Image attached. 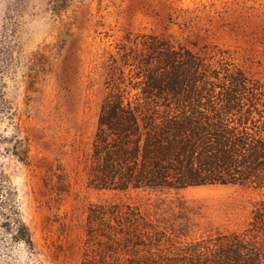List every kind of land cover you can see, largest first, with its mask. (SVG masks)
<instances>
[{"label":"trees","instance_id":"1","mask_svg":"<svg viewBox=\"0 0 264 264\" xmlns=\"http://www.w3.org/2000/svg\"><path fill=\"white\" fill-rule=\"evenodd\" d=\"M73 1L47 0V10L59 15ZM29 2L8 0L0 26V125L7 121L16 130L5 84L20 58L15 18L23 14L16 13ZM231 58L227 51L208 57L172 36L131 32L108 53L106 94L85 168L86 188L107 197L75 198L81 264H264V199L253 204L243 231L212 233L201 228L202 206L169 200L167 219L123 197L210 185L264 191V79ZM2 138L0 132V144ZM55 176L60 198L70 177ZM0 227L10 233L6 244L33 248L18 187L2 164Z\"/></svg>","mask_w":264,"mask_h":264},{"label":"rangeland","instance_id":"2","mask_svg":"<svg viewBox=\"0 0 264 264\" xmlns=\"http://www.w3.org/2000/svg\"><path fill=\"white\" fill-rule=\"evenodd\" d=\"M7 2L0 0V26ZM47 7V0H30L16 13L23 14L15 18L20 58L9 67L5 91L17 110L18 129L7 121L0 125L6 138L0 164L18 187L33 248L6 244L10 233L0 227V264H81L84 234L71 214L77 195L93 202L107 197L86 188L85 168L106 94L103 62L127 33L172 36L208 57L227 51L264 79V0H74L59 15ZM55 172L70 177L60 198ZM123 197L167 219L168 206H174L169 200H185L202 206L203 230L241 232L264 191L210 185Z\"/></svg>","mask_w":264,"mask_h":264},{"label":"water","instance_id":"3","mask_svg":"<svg viewBox=\"0 0 264 264\" xmlns=\"http://www.w3.org/2000/svg\"><path fill=\"white\" fill-rule=\"evenodd\" d=\"M7 150L10 151V150H12V148H11L10 146H8V147H7Z\"/></svg>","mask_w":264,"mask_h":264}]
</instances>
